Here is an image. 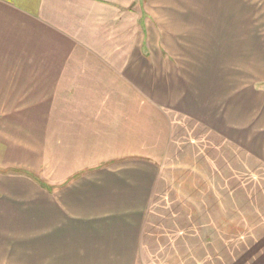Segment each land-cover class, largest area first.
I'll list each match as a JSON object with an SVG mask.
<instances>
[{
  "label": "crops",
  "instance_id": "0c3cea01",
  "mask_svg": "<svg viewBox=\"0 0 264 264\" xmlns=\"http://www.w3.org/2000/svg\"><path fill=\"white\" fill-rule=\"evenodd\" d=\"M262 17L264 0H0V115L25 114L28 140L0 133V264H210L170 228L193 176L217 178L202 246L230 241L226 209L244 229L215 264L264 254Z\"/></svg>",
  "mask_w": 264,
  "mask_h": 264
},
{
  "label": "rangeland",
  "instance_id": "374dc122",
  "mask_svg": "<svg viewBox=\"0 0 264 264\" xmlns=\"http://www.w3.org/2000/svg\"><path fill=\"white\" fill-rule=\"evenodd\" d=\"M145 4L147 5V0H145ZM264 24V17L262 18H258V25H263ZM44 99H39V98H33L32 101L35 104V102H39L37 105H39L38 107V112L37 113H32L29 114V121L30 120H40V112L41 110H39L41 108V102ZM30 101V99L28 100ZM45 106L51 105V106H56V100H46L45 99ZM22 102V101H21ZM49 102V103H48ZM35 104V105H36ZM18 105V103H17ZM16 106V105H15ZM24 106H18V108H22ZM42 115V114H41ZM2 116L1 120H0V129H4V131H0L1 133V137H4L5 134L10 133L12 136L13 134H19L22 135L23 140H27L26 139V135L25 134V130L24 128L18 130L16 127H13V123H17V122H24L25 121V114H7V115H0V117ZM54 116V114H53ZM28 117V115H27ZM103 118H114V115L111 114H106L104 116H102ZM24 124V123H23ZM8 125V126H6ZM17 129V130H16ZM28 132L31 131V129L27 130ZM6 132V133H5ZM33 136L32 139L29 138V140L31 139L33 144H38V147L36 145H34V147H36L38 150L40 149V145H39V139L38 136L40 134V130L37 129L35 126H33ZM28 142V140H27ZM112 147V156H116L118 155L117 153H119L120 151V147H115L114 145H111ZM102 148L101 146L97 147V154L101 155L102 154ZM105 149L107 150L106 154L109 153V147H105ZM185 157V156H182ZM189 161H187V164H192V168L197 170L199 172V170H201L200 168V164L199 163H191L190 159H188ZM0 162L1 161L0 159ZM186 161L185 160H180L179 162L173 163V162H169V165H172V167H174L173 169H181L180 167L182 165H185ZM168 166V164H167ZM9 169H7L6 167H4L2 164H0V173H8ZM13 172V171H12ZM32 178L35 179L39 184L41 185H45L46 182H44V180L41 179V177L39 175H36L34 173H32ZM176 186L173 188H170V190L168 189L169 186H167V190H169V192L172 194L171 196H173V201L176 202L175 203V207L177 210V213L180 214L178 216V218L180 220L177 221V224L172 225L174 228H172V226L170 227L171 230L175 233H181V234H185L187 232L192 231L193 234V239L191 241V245H193V253H200V255L204 252H206L207 250H209V253H212V256L210 257L209 261L210 264H212V262L215 264L217 262V258H216V253L217 250L220 249V247L223 246L226 250L231 251L230 253H232L234 246H238L237 243H235L234 240H237L235 236H238L239 234L242 235V233L244 232V229H242V232L239 233L237 231H234V228H232L231 225H227V222H231L232 216H231V212H233L232 210L226 209L225 210V224H224V233L226 235V238L229 239L230 241L225 240V243H219V242H211L210 244H207V246H202L201 243V231H203L202 229V220H201V213L203 211L202 207L205 205H210L211 203H216L217 198H216V194L213 193H206L208 192V189L211 191L212 190V186H214L213 189H215V186L217 185V178H201V177H180V178H176ZM187 181L188 185L187 187H190V189L188 188L187 191H189V193H184V191H182L183 189H179L181 188V186L183 185V183L185 184V182ZM169 185V183H168ZM172 186V184L170 185ZM177 187V188H176ZM192 189V190H191ZM224 196H227L226 194ZM232 195H230L231 197ZM190 199V200H188ZM225 199V198H224ZM231 199V198H230ZM226 200V199H225ZM227 201V200H226ZM228 202V201H227ZM216 204H214L215 206ZM231 208V207H230ZM205 211V210H204ZM211 211V209L209 210ZM208 212V211H207ZM206 213V212H204ZM248 209L246 210V214L248 216ZM253 213H255V211H253ZM257 215H264V212H257ZM229 218V220H228ZM179 222V223H178ZM186 222H190L192 223V225L189 227L188 223L186 224ZM241 226H244V224L241 221ZM247 227V226H246ZM208 230V228H207ZM211 230V229H210ZM213 230V229H212ZM210 231V233H212L213 236V231ZM197 235V236H195ZM215 235V234H214ZM206 238V236L204 237V239ZM225 238V239H226ZM197 239V240H196ZM214 239V238H213ZM205 241V240H204ZM206 242V241H205ZM203 244H205L203 242ZM218 245V246H217ZM242 246V245H241ZM242 248H244L242 246ZM241 250V249H238ZM183 249L180 251L182 252ZM215 252V253H214ZM244 252V249L240 252V253H236L237 256L233 257L230 256L229 258H223L222 260L226 262V264H232L233 260H236L237 262L240 261L243 264H255V262L257 264H260L259 261L264 264V254L263 253H257L258 256H256V261H255V257H253L252 254L250 253H242ZM176 253V252H175Z\"/></svg>",
  "mask_w": 264,
  "mask_h": 264
}]
</instances>
